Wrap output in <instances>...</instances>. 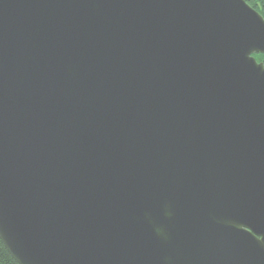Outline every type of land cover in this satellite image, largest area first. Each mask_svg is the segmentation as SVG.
<instances>
[{"label": "water", "instance_id": "1", "mask_svg": "<svg viewBox=\"0 0 264 264\" xmlns=\"http://www.w3.org/2000/svg\"><path fill=\"white\" fill-rule=\"evenodd\" d=\"M256 53L247 0H0L12 258L264 264Z\"/></svg>", "mask_w": 264, "mask_h": 264}, {"label": "trees", "instance_id": "2", "mask_svg": "<svg viewBox=\"0 0 264 264\" xmlns=\"http://www.w3.org/2000/svg\"><path fill=\"white\" fill-rule=\"evenodd\" d=\"M249 4L258 10L264 17V13H262V9H264V4L260 2V0H247ZM256 58L258 61H262L264 59V54L256 53ZM0 264H18L14 258H12L8 248L3 243L2 238L0 237Z\"/></svg>", "mask_w": 264, "mask_h": 264}, {"label": "snow or ice", "instance_id": "3", "mask_svg": "<svg viewBox=\"0 0 264 264\" xmlns=\"http://www.w3.org/2000/svg\"><path fill=\"white\" fill-rule=\"evenodd\" d=\"M262 4H264V0H260ZM262 13H264V9H262Z\"/></svg>", "mask_w": 264, "mask_h": 264}]
</instances>
